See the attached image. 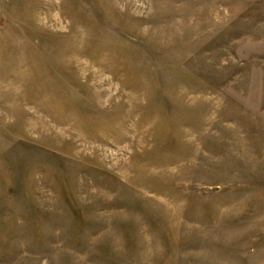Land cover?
Instances as JSON below:
<instances>
[{
    "label": "rangeland",
    "instance_id": "374dc122",
    "mask_svg": "<svg viewBox=\"0 0 264 264\" xmlns=\"http://www.w3.org/2000/svg\"><path fill=\"white\" fill-rule=\"evenodd\" d=\"M0 264H264V0H0Z\"/></svg>",
    "mask_w": 264,
    "mask_h": 264
}]
</instances>
